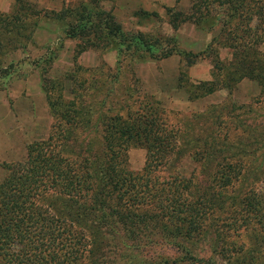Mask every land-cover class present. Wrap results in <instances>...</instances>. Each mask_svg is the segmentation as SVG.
<instances>
[{"label": "rangeland", "instance_id": "obj_1", "mask_svg": "<svg viewBox=\"0 0 264 264\" xmlns=\"http://www.w3.org/2000/svg\"><path fill=\"white\" fill-rule=\"evenodd\" d=\"M78 1L0 0V182L7 164L32 157L29 147L52 134L54 153L71 166L64 187L70 192L46 179L37 198L81 230L78 264H264L260 83L243 76L230 89L195 98L187 90L215 74L212 59L230 58L224 41L238 22L227 17L229 6L208 0L195 25L180 20L193 0H91L127 36L138 33L151 43L149 52H121L99 41L88 46L50 18ZM18 4L40 10L21 29L3 19ZM249 25L263 36L256 48L264 56V13ZM174 48L198 52L195 62L186 65ZM73 94L77 114L64 122L59 102ZM149 98L160 109L156 120L174 135L171 154L145 170V149L129 146L115 174L109 141L118 135L109 121L115 112L125 119ZM126 171L130 183L120 178ZM170 184L182 200L172 213L165 208Z\"/></svg>", "mask_w": 264, "mask_h": 264}, {"label": "trees", "instance_id": "obj_2", "mask_svg": "<svg viewBox=\"0 0 264 264\" xmlns=\"http://www.w3.org/2000/svg\"><path fill=\"white\" fill-rule=\"evenodd\" d=\"M15 2L20 4L22 0H15ZM219 2L229 6L227 17L231 19L235 16L238 22L228 29L229 35L224 41L230 44L227 46L231 47V56L224 63L212 59L215 74L211 73L209 80L189 85L187 90H191L192 98L200 97L219 87L230 89L241 77L249 76L259 81L261 91L264 93V56L256 48L263 36H257L249 25L252 16L259 15V12L264 13L260 6L262 2L261 0ZM19 4L9 16L6 15L3 19L7 18L9 26H20L21 29L22 22L37 16L40 10ZM208 4V0H193L191 13L183 15L180 20L189 19L196 25L199 20H204ZM51 17L60 22L68 34H70L68 30H71L73 35L85 41L88 46H96L99 41L98 43L108 44L109 50L117 49L121 52L127 50L149 52L151 49L148 39H143L138 33L127 36L111 12L100 9L91 0H80L74 5L62 6ZM16 33H18L17 29ZM230 40L234 43H229ZM173 53L181 56L186 65L193 64L198 55V52L192 53L176 48ZM168 54L169 51H166L162 56ZM74 96L75 94L65 102H59V114L64 122L73 121L74 114H77ZM159 111L157 102L149 98L137 110L128 111L125 119L115 112L109 121L111 133L118 135L109 141V168L112 172L115 174L120 172L117 168L118 161L122 152L132 145H140L145 149L143 167L145 170L151 166V163L156 164L171 154L174 135L161 127V123L156 120ZM52 138V134H49L47 139L33 143L28 151V154L33 156L28 155L24 162L6 165L7 175L0 182V260L2 264H78L77 251L81 247V236L79 237L78 234L82 235L81 230H75L58 219L49 212L46 207L48 203L42 201L41 197L37 198L41 191L40 185H43L46 179H50L47 181L50 185L61 186L63 193L70 192L64 187L67 178L71 177V166L54 153L50 145ZM125 174L120 177L121 180L130 183L131 174L127 171ZM147 181H144V185L148 184ZM168 189L169 195L165 196L167 201L165 208L172 213L181 207V193L179 188L174 190V184H170ZM160 203L162 204V200ZM116 215V218L119 217L122 220L130 218L127 214L116 213Z\"/></svg>", "mask_w": 264, "mask_h": 264}, {"label": "crops", "instance_id": "obj_3", "mask_svg": "<svg viewBox=\"0 0 264 264\" xmlns=\"http://www.w3.org/2000/svg\"><path fill=\"white\" fill-rule=\"evenodd\" d=\"M3 9V8H2Z\"/></svg>", "mask_w": 264, "mask_h": 264}]
</instances>
